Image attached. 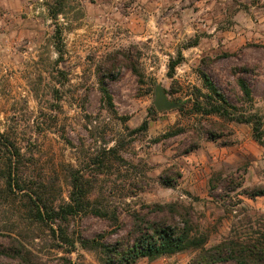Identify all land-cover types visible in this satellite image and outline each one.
<instances>
[{"label":"rangeland","instance_id":"1","mask_svg":"<svg viewBox=\"0 0 264 264\" xmlns=\"http://www.w3.org/2000/svg\"><path fill=\"white\" fill-rule=\"evenodd\" d=\"M57 3L0 0V134L21 148L27 184L43 183L60 205L79 171L92 204L116 209L119 222L59 221L77 241L69 250L56 225L33 216L29 188L8 192L0 154V264H104L80 237L114 243L128 237L133 213L153 216L155 204L176 201L193 207L208 246L240 233L264 242V195L245 194L264 188V146L251 124L194 110L204 72L240 112L258 113L264 138V0H65L53 18ZM157 84L180 106L158 111ZM112 147L124 160L105 152ZM195 253L135 264H191Z\"/></svg>","mask_w":264,"mask_h":264},{"label":"trees","instance_id":"2","mask_svg":"<svg viewBox=\"0 0 264 264\" xmlns=\"http://www.w3.org/2000/svg\"><path fill=\"white\" fill-rule=\"evenodd\" d=\"M58 8L52 10V17L64 12L65 0H57ZM61 6V7H60ZM59 35V30H57ZM178 61H173L171 70L175 69ZM204 78V89L197 88L196 101L194 102L195 112L205 115H217L227 121L249 123L253 126L254 138L264 146V138L261 130V121L258 113L240 112L224 94V92L214 83L210 76L202 73ZM239 86L243 92L244 99L253 102V90L243 78L239 80ZM101 92L103 99L107 100L108 106L114 107L113 98L109 87L101 81ZM148 128V121L138 129ZM177 131L167 135H175ZM216 136V134H212ZM120 160L122 157L116 147L105 151ZM0 154L4 161L3 178L8 192H29L25 193L32 203V212L36 220L56 225L52 226L53 234L68 246L69 250L77 248V241L72 238L66 228L60 222L67 221L70 217L78 214H93L110 218L115 224L119 222L117 210L110 211L105 206L93 205L90 199L89 183L85 182L84 175L79 171L72 174L69 198L70 200L60 205L55 204L46 186L27 184L28 181L21 179L19 171V158L21 148L9 134H0ZM98 162L104 163L101 159ZM221 176L218 179L221 180ZM215 176L212 177V187L215 188ZM168 182V183H167ZM169 184V181H166ZM250 197L264 195V188H253L245 191ZM153 216L133 213L132 229L128 237L111 243L106 241L103 235L93 238L80 237V243L85 248L98 250L102 254L104 264H135L141 258L150 260L157 259L164 255H170L186 250H194L196 253L191 264H264V242H258V237L247 233L242 236L226 237L223 240L208 246L210 233L201 228L193 217V207L186 206L180 202H170L155 204ZM19 255L21 250H15Z\"/></svg>","mask_w":264,"mask_h":264},{"label":"water","instance_id":"3","mask_svg":"<svg viewBox=\"0 0 264 264\" xmlns=\"http://www.w3.org/2000/svg\"><path fill=\"white\" fill-rule=\"evenodd\" d=\"M180 101H171L161 84L156 85L154 105L158 111L171 110L179 107Z\"/></svg>","mask_w":264,"mask_h":264}]
</instances>
